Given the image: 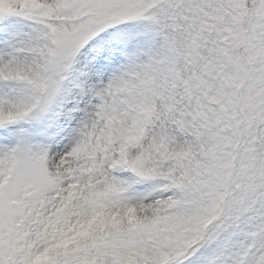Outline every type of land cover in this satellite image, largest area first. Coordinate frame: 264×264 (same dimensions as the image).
<instances>
[{
    "label": "snow or ice",
    "instance_id": "obj_1",
    "mask_svg": "<svg viewBox=\"0 0 264 264\" xmlns=\"http://www.w3.org/2000/svg\"><path fill=\"white\" fill-rule=\"evenodd\" d=\"M0 264H264V0H0Z\"/></svg>",
    "mask_w": 264,
    "mask_h": 264
}]
</instances>
